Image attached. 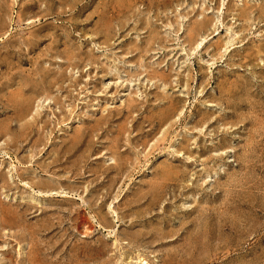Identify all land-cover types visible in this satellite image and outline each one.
<instances>
[{"label":"rangeland","instance_id":"obj_1","mask_svg":"<svg viewBox=\"0 0 264 264\" xmlns=\"http://www.w3.org/2000/svg\"><path fill=\"white\" fill-rule=\"evenodd\" d=\"M0 264H264V0H0Z\"/></svg>","mask_w":264,"mask_h":264}]
</instances>
